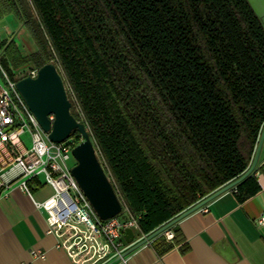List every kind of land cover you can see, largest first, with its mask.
Instances as JSON below:
<instances>
[{"label":"trees","instance_id":"obj_1","mask_svg":"<svg viewBox=\"0 0 264 264\" xmlns=\"http://www.w3.org/2000/svg\"><path fill=\"white\" fill-rule=\"evenodd\" d=\"M34 43L2 68L52 62L119 201L151 235L250 166L264 126V28L247 0H0ZM69 138L75 145V129ZM28 187L39 185L29 180ZM253 175L232 192L260 191ZM158 256L189 250L178 224Z\"/></svg>","mask_w":264,"mask_h":264},{"label":"crops","instance_id":"obj_2","mask_svg":"<svg viewBox=\"0 0 264 264\" xmlns=\"http://www.w3.org/2000/svg\"><path fill=\"white\" fill-rule=\"evenodd\" d=\"M0 24L15 32L6 30L7 38L0 43L25 35L12 14ZM254 176L260 186L255 196L239 203L228 191L178 223L189 246L185 254L175 249L160 257L148 244L134 251L128 264H264V225L258 223L264 217V144ZM30 191L27 195L12 184L8 196L0 197V264H71L59 239L49 232L42 207L52 190L40 179Z\"/></svg>","mask_w":264,"mask_h":264},{"label":"built area","instance_id":"obj_3","mask_svg":"<svg viewBox=\"0 0 264 264\" xmlns=\"http://www.w3.org/2000/svg\"><path fill=\"white\" fill-rule=\"evenodd\" d=\"M35 73L37 69L32 68L10 77L0 65V197L8 196L12 184L30 195L26 183L41 179L52 190V197L42 205L49 232L59 239L71 264H128L133 252L129 253L130 246L124 245L121 237L128 228L139 234L138 218L124 205L119 215L104 221L93 210L70 173L75 165L73 139L49 142L16 88L19 79L35 78ZM49 119L53 121V116ZM25 132L30 136L29 148L21 140ZM258 223L264 225V217ZM164 233L167 240L173 238L169 231Z\"/></svg>","mask_w":264,"mask_h":264},{"label":"water","instance_id":"obj_4","mask_svg":"<svg viewBox=\"0 0 264 264\" xmlns=\"http://www.w3.org/2000/svg\"><path fill=\"white\" fill-rule=\"evenodd\" d=\"M247 2L264 28V0H247ZM35 74V78L26 76L16 82V88L23 98V102L34 115L42 131L47 134L49 142L62 143L76 129L80 142L71 151L75 165L71 168L70 173L98 217L103 221L114 218L120 214L122 204L95 154V147L90 140L86 126L70 114L71 103L60 73L53 63H45L37 69ZM49 116H53V121H50ZM263 144L264 126L255 146L252 162L239 178L217 189L151 235L136 240L133 231L129 228L125 229L121 242L130 246L129 253L150 244L156 237L167 232L182 219L228 191H232L245 178L253 175Z\"/></svg>","mask_w":264,"mask_h":264},{"label":"rangeland","instance_id":"obj_5","mask_svg":"<svg viewBox=\"0 0 264 264\" xmlns=\"http://www.w3.org/2000/svg\"><path fill=\"white\" fill-rule=\"evenodd\" d=\"M5 24V23H4ZM7 24V23H6ZM14 32V29L10 26L7 25V28L3 27L2 24H0V38L1 40H5L7 38L6 32ZM25 31V35H18L16 36V39L14 41V43L17 45L19 44V55L20 57H26L28 55H30L32 53V51L34 50V43L32 42L29 34L27 33L26 29L24 28ZM15 34V32H14ZM18 47V46H17ZM1 57H3V54L0 52V59ZM52 63V62H50ZM0 65L2 67V63L0 60ZM10 68L12 70V75L14 77L17 76H21L23 75L28 69H32L34 68V66L32 64H28V65H23L22 67H19L18 69H14L12 67V65L10 64ZM21 140L23 141L22 143H24L25 147L29 148L31 146V141H30V136L27 132H25L22 137ZM124 208V207H123ZM124 217H128V215L126 213H124L123 215ZM134 234H136V240L141 238V235L138 234V231L134 230Z\"/></svg>","mask_w":264,"mask_h":264}]
</instances>
